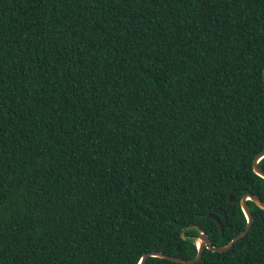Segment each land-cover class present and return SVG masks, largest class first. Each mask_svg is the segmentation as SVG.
Segmentation results:
<instances>
[{"label": "trees", "instance_id": "obj_1", "mask_svg": "<svg viewBox=\"0 0 264 264\" xmlns=\"http://www.w3.org/2000/svg\"><path fill=\"white\" fill-rule=\"evenodd\" d=\"M263 68L264 0H0V264L227 244L264 200ZM247 204L230 249L144 264H264Z\"/></svg>", "mask_w": 264, "mask_h": 264}, {"label": "water", "instance_id": "obj_2", "mask_svg": "<svg viewBox=\"0 0 264 264\" xmlns=\"http://www.w3.org/2000/svg\"><path fill=\"white\" fill-rule=\"evenodd\" d=\"M262 75H263V81H264V68H263ZM263 157H264V148L255 155L253 159V163H252V169L256 174H258L260 177L264 179V170H262L258 166L259 160L262 159ZM247 200H251L259 208L264 209V200H262L261 198L257 197L256 195L252 193H245L240 199V206L246 218V225L244 229L240 231L235 237H233L227 244L219 245V246L213 245L210 242V239L207 236V234H205L198 226H195L199 232L195 240V244L197 248V254L195 257L190 258V259H184L181 257L165 254L161 251H150L142 255L138 264H144L147 258L149 257H160V258L169 259V260L180 262V263H194V262H197L201 258L202 252L205 248L211 251H218V252L226 251L230 249L236 241H238L240 238L245 236V234L248 232L253 222V216L247 204ZM209 216L214 218L217 221V223L219 224L220 230H222V226H221L219 219L213 215H209Z\"/></svg>", "mask_w": 264, "mask_h": 264}]
</instances>
